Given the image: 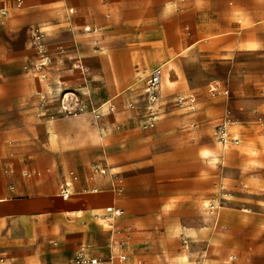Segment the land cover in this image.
<instances>
[{
    "label": "rangeland",
    "instance_id": "rangeland-1",
    "mask_svg": "<svg viewBox=\"0 0 264 264\" xmlns=\"http://www.w3.org/2000/svg\"><path fill=\"white\" fill-rule=\"evenodd\" d=\"M79 252L264 264V0L0 2V264Z\"/></svg>",
    "mask_w": 264,
    "mask_h": 264
},
{
    "label": "crops",
    "instance_id": "crops-1",
    "mask_svg": "<svg viewBox=\"0 0 264 264\" xmlns=\"http://www.w3.org/2000/svg\"><path fill=\"white\" fill-rule=\"evenodd\" d=\"M14 1L15 0H0V2H2L3 4H5L7 2H14ZM86 19L89 21V25H84V26H90L91 27V30L85 31L84 28H83L84 34H82V33H78L77 32L80 29V27L77 26V28H73L72 29V32H73L74 37H75V39L77 41V44L81 48H83V47H87V46H90L91 47V45H92L93 42H95V41L98 42L99 45L102 46V50L104 51L103 65H104V69L106 71V74H108L109 79L107 78V75H106V78L108 79V81H109L110 84H113L114 88L116 86V82L118 81L117 83L119 84V88L120 89H123L121 87V84H120L119 79L117 77V73H116V71L114 69V60H113L112 53H111L112 50L110 49L109 45L105 47L106 40L103 39V38H101L100 32H98V31L96 32L95 29L98 26L97 25H93V23L91 22L92 19H94V21H96V18H93V17L89 16V17H86ZM93 28H94V31H93ZM157 55H158V57H157V59H158L162 54L160 52H158ZM169 60H171V59H169ZM167 61L168 60H166V61H159L158 60L157 61V66H160L159 63H166ZM112 91H113V88H111L109 90V93L111 94ZM104 107H106V106H104ZM93 207L94 206H91L89 208V210L90 209H94ZM241 217L246 218L247 217V214H242ZM12 226L14 227V225H12ZM14 228H16V227H14Z\"/></svg>",
    "mask_w": 264,
    "mask_h": 264
},
{
    "label": "built area",
    "instance_id": "built-area-1",
    "mask_svg": "<svg viewBox=\"0 0 264 264\" xmlns=\"http://www.w3.org/2000/svg\"><path fill=\"white\" fill-rule=\"evenodd\" d=\"M160 75H161V67L155 66L150 71L148 77L146 78V84H147L146 90H153L155 88V86L159 83ZM101 172H104V169H101ZM119 211L120 210H115V213H120ZM85 261H86L85 256H83L82 252H79L75 257V264H80L81 262H85ZM88 261L94 263L96 259L88 258Z\"/></svg>",
    "mask_w": 264,
    "mask_h": 264
},
{
    "label": "bare ground",
    "instance_id": "bare-ground-1",
    "mask_svg": "<svg viewBox=\"0 0 264 264\" xmlns=\"http://www.w3.org/2000/svg\"><path fill=\"white\" fill-rule=\"evenodd\" d=\"M169 62H170V60H168L166 63H160V66L163 68V67H165L164 68V77H167L168 76V74H170V71H168V69H169V67H166V65L167 64H169ZM167 79V78H166ZM155 98V97H154ZM153 98V99H154ZM68 194L67 193H64V197H66Z\"/></svg>",
    "mask_w": 264,
    "mask_h": 264
}]
</instances>
